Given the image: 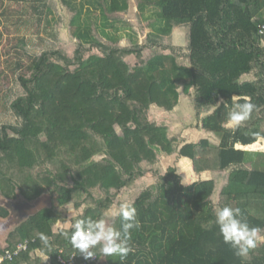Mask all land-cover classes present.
Returning a JSON list of instances; mask_svg holds the SVG:
<instances>
[{"label": "trees", "instance_id": "obj_1", "mask_svg": "<svg viewBox=\"0 0 264 264\" xmlns=\"http://www.w3.org/2000/svg\"><path fill=\"white\" fill-rule=\"evenodd\" d=\"M132 1L90 0L83 25L79 9L60 0L76 39L70 53L58 40L30 48L31 36L39 38L61 10L55 0H0V44L5 33L17 36L0 70L1 103L10 114L0 124V197L53 200L9 233L0 256L31 242L16 262L3 264H60L61 251L85 262L62 233L76 219L96 218L122 202L137 210L134 250L121 259L93 249L92 264H264V231L241 258L214 223V209L230 205L264 229V151L236 148L264 141V0H145L156 18L145 43L143 27L106 30ZM98 10L106 20L101 27L91 22ZM177 28L186 30L184 54L173 44ZM183 97L195 109L191 136L187 125L186 133L169 134L153 116L173 112ZM232 97H247L254 108L240 126L225 128L222 102L231 105ZM171 156L177 165L164 167ZM183 160L209 179L187 183ZM9 213L0 206V218ZM108 220L121 225L118 216Z\"/></svg>", "mask_w": 264, "mask_h": 264}, {"label": "rangeland", "instance_id": "obj_2", "mask_svg": "<svg viewBox=\"0 0 264 264\" xmlns=\"http://www.w3.org/2000/svg\"><path fill=\"white\" fill-rule=\"evenodd\" d=\"M89 1L90 0H70L71 4L75 6L74 8L77 7L79 9L80 17L77 20L78 24L81 23L84 25L86 22L87 13H88L86 9L92 8V6L89 5ZM55 2H56L57 7L61 8V10L58 9V11H54L55 14L50 17L51 25L49 26L47 25L46 29L44 28L46 27V25L42 28L39 38L36 34L32 35L35 31V28H31L30 33L32 34H30L29 36L32 35L31 38L34 40V43H33L34 45H30V48L35 51H38L37 49L39 48H42V47L46 48L47 43L54 45L57 43V40H58L60 47H64L68 50V52L72 53L74 50L73 44L76 43V39L73 37L72 32H71L72 31L71 29L73 28H70V21H69V18L67 17L69 14L66 16L65 14H63L62 3L60 2V0H55ZM132 2H133V6H131L130 9L128 8L127 10H123L122 12L118 13L117 16L120 17L119 18L120 20L117 18L116 19L119 22H115L111 19H108L106 30L108 31L114 30L115 28L112 25L115 24V27L120 28L121 30L120 34H124L126 33V31H128L127 27L129 28L130 26H132L136 29L143 27L144 32H140V30L138 31L141 33V35L139 36L140 43L142 42L145 43V40H144L145 36L153 30L150 24L156 19L155 13L148 14L149 10L146 7L147 5L145 4V0H133ZM10 9L11 10L18 9V6L11 5ZM91 12H92L91 22L93 21L96 24L95 27L103 26L106 20L103 14L101 13V11L98 10L97 12H93V11ZM58 13L60 14L59 16H58ZM146 14L149 15V16L147 15L148 17H150L149 20L148 19L145 20L146 17L144 15ZM71 15H74V13L71 12ZM136 15H138L139 17H137ZM55 33H56V36H55ZM13 37H17L16 33L14 32H11L8 34L5 33L4 39L0 44V56H1L0 70L6 68L5 61L8 59V56H7V52L9 50L8 48L11 45L15 44L14 42L15 40H13ZM172 40L175 46H181L184 48L183 54L187 52L186 30L184 28L175 29V31L173 32ZM44 41H46L47 43H45ZM36 43H37V46H35ZM25 59L27 60L26 57ZM9 87H12V82L9 83ZM1 101L2 100L0 98V124L10 121V114L8 115V113H5L7 104L5 105L4 103H1ZM192 105H193L192 98L183 97V101L181 105L178 106L173 112L154 111L153 116L157 122L169 127V130H170L169 134L177 135V133L179 132V129L180 131H182V133H186V129H187V134L191 136L193 133L196 132V131L189 132L190 128L188 127V125H190L194 121L195 109H194V106ZM185 125H187L186 129H185ZM199 133L203 134L202 132H199ZM216 138L220 139L221 136L217 135ZM260 147H264V141L256 145L255 147L253 146L249 147V149L251 150L255 149L256 151L259 150V152H261L263 150H260L261 149ZM102 157H103V154H100L99 156L94 158L92 162H96L97 160H100ZM177 163L178 162H177L176 156L165 157L163 158V162H162L164 167L175 166L177 165ZM180 167H181V173L184 176L185 181L187 183L193 182L195 180L201 181V180L209 179L208 173L196 174L195 172H193L191 163L189 161L183 160L180 163ZM146 179L150 183L152 182L151 176H147ZM1 200L3 199H1L0 197V206L2 205ZM13 202L20 203L22 202V200L19 198V199L14 200ZM27 219H29V217L25 218L22 221V223L23 222L26 223ZM7 223H8V218L7 219L0 218V249L4 248L5 240L8 238L9 233L13 231L15 228L17 229L19 227V226L15 227L18 224V222L12 223V224H7Z\"/></svg>", "mask_w": 264, "mask_h": 264}, {"label": "clouds", "instance_id": "obj_3", "mask_svg": "<svg viewBox=\"0 0 264 264\" xmlns=\"http://www.w3.org/2000/svg\"><path fill=\"white\" fill-rule=\"evenodd\" d=\"M261 44L264 45V41ZM231 101V105L222 102L228 108L226 119L222 123L225 128L240 126L250 117L254 108L247 97L244 102H238L235 97ZM109 216L121 218L119 228L109 223ZM214 216V223L223 242L233 249L236 256L247 257L256 247L258 235L264 229L251 226L241 209L230 205L215 208ZM139 227L136 208L128 202H122L115 210L110 209L96 218L88 216L76 219L72 223L71 232H64L62 235L86 260L95 257L93 249L105 256L118 255L123 259L134 250L131 245L132 232ZM41 239L47 242L43 235Z\"/></svg>", "mask_w": 264, "mask_h": 264}, {"label": "built area", "instance_id": "obj_4", "mask_svg": "<svg viewBox=\"0 0 264 264\" xmlns=\"http://www.w3.org/2000/svg\"><path fill=\"white\" fill-rule=\"evenodd\" d=\"M30 240H25L12 250H6L2 256H0V264L4 262L14 263L17 261L19 257H21L25 252L29 250ZM63 251H61V255L58 258L60 264H92L97 260V257H93L91 259H87L85 262H80L76 256V254H72L69 257L62 256Z\"/></svg>", "mask_w": 264, "mask_h": 264}, {"label": "water", "instance_id": "obj_5", "mask_svg": "<svg viewBox=\"0 0 264 264\" xmlns=\"http://www.w3.org/2000/svg\"><path fill=\"white\" fill-rule=\"evenodd\" d=\"M1 202H2V206H5L6 208L9 209V205H11L9 201L1 200ZM24 206L29 211L28 216H32V215H36L38 212H40L41 210L45 208L52 207L53 200L49 194H45L39 197L34 203H28L25 201Z\"/></svg>", "mask_w": 264, "mask_h": 264}, {"label": "flooded vegetation", "instance_id": "obj_6", "mask_svg": "<svg viewBox=\"0 0 264 264\" xmlns=\"http://www.w3.org/2000/svg\"><path fill=\"white\" fill-rule=\"evenodd\" d=\"M24 202H13L9 201L11 205H9L10 216L7 224H12L18 222L20 219L27 217L29 215V211L24 206Z\"/></svg>", "mask_w": 264, "mask_h": 264}, {"label": "crops", "instance_id": "obj_7", "mask_svg": "<svg viewBox=\"0 0 264 264\" xmlns=\"http://www.w3.org/2000/svg\"><path fill=\"white\" fill-rule=\"evenodd\" d=\"M261 142H263V141H259V142L255 143V144H253V145H250V146L237 145L236 148L239 149V150H244V151L257 152L255 149H252V150L249 149V147H251V146L255 147L256 145L260 144ZM260 148H261L260 150H263V151H264V147H260ZM258 152H259V150H258ZM261 152H262V151H261ZM254 158H256V157H254ZM205 173H208V172H205ZM7 209H8V208H7ZM8 211L10 212L9 209H8ZM9 216H10V213H9V215H8L6 218H1V219H7V218H8V220H9ZM28 217H29V216H28ZM24 219H25V218L20 219V220L18 221V224H17L15 227L19 226V225L22 223V221H23Z\"/></svg>", "mask_w": 264, "mask_h": 264}]
</instances>
